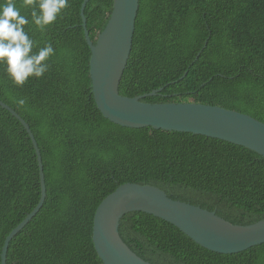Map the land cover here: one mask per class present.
Returning <instances> with one entry per match:
<instances>
[{
  "label": "trees",
  "instance_id": "16d2710c",
  "mask_svg": "<svg viewBox=\"0 0 264 264\" xmlns=\"http://www.w3.org/2000/svg\"><path fill=\"white\" fill-rule=\"evenodd\" d=\"M83 0L58 19L25 31L33 52L55 54L41 78L15 85L0 64V100L29 125L40 149L46 197L9 242L6 264H101L92 241L99 203L126 182L248 224L264 218V157L244 146L188 132L115 124L91 91ZM113 0H89L86 27L95 42ZM31 21V8L16 0ZM142 101L218 105L264 122V0H139L132 48L119 92ZM25 99L24 105L16 101ZM40 197L36 152L20 121L0 106V252L5 237ZM120 235L154 264H264V243L225 254L195 243L171 223L126 213ZM1 260V259H0Z\"/></svg>",
  "mask_w": 264,
  "mask_h": 264
},
{
  "label": "water",
  "instance_id": "95a60500",
  "mask_svg": "<svg viewBox=\"0 0 264 264\" xmlns=\"http://www.w3.org/2000/svg\"><path fill=\"white\" fill-rule=\"evenodd\" d=\"M88 1L81 3V25L90 49L91 91L103 117L124 127L151 126L218 138L264 157V122L249 114L190 101H142L162 88L134 97L121 95L119 85L132 48L139 0H113L108 20L95 42L86 27L84 9ZM0 106L16 117L28 133L37 156L40 183L36 206L4 239L0 264H6L9 242L42 207L46 184L40 149L28 123L1 100ZM133 211L171 223L195 243L214 252L233 254L264 243V218L248 224L233 223L215 210L174 199L157 186L126 182L103 198L94 213L92 241L101 264H154L136 254L120 235L121 218Z\"/></svg>",
  "mask_w": 264,
  "mask_h": 264
},
{
  "label": "clouds",
  "instance_id": "9594fccd",
  "mask_svg": "<svg viewBox=\"0 0 264 264\" xmlns=\"http://www.w3.org/2000/svg\"><path fill=\"white\" fill-rule=\"evenodd\" d=\"M68 6L69 0H23V7L32 9L30 21L16 0H0V64L15 85L22 87L30 77H43L50 68L47 61L55 54L51 43L33 52L35 42L24 26L33 23L44 31ZM16 102L26 103L23 98Z\"/></svg>",
  "mask_w": 264,
  "mask_h": 264
}]
</instances>
